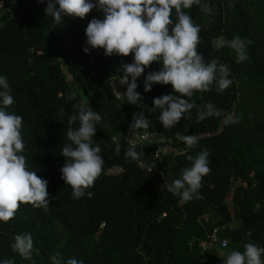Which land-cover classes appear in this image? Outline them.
<instances>
[{"label": "trees", "instance_id": "16d2710c", "mask_svg": "<svg viewBox=\"0 0 264 264\" xmlns=\"http://www.w3.org/2000/svg\"><path fill=\"white\" fill-rule=\"evenodd\" d=\"M202 3L211 11L203 12L197 5L185 10L200 27L197 51L206 62L215 59L228 65L232 84L222 92L216 91L215 84L211 91L196 92L189 98L197 105L191 116L186 113L177 125L164 129L153 99L172 93V87L156 84L148 92L143 87L148 72L158 71L161 64L154 62L138 78L136 91L142 99L133 105L123 94L127 85H120V65L131 63L132 54L106 57L103 49L84 53L85 28L92 18L102 19V12L93 9L84 19L66 16L57 25L45 15L47 0H0V75L7 78L14 97L7 111L23 117L26 147L22 154L28 170L48 181L50 200L46 208L22 204L14 219L0 222V264L5 259L14 264H53L57 253L61 264L73 257L82 264H223L227 254L219 259L200 247L214 231L227 240L229 253L243 252L246 243L264 247V156L258 153L257 134L227 119L229 115L237 118V80L264 93V0ZM172 19L176 20L174 10ZM236 36L252 41L246 49L249 59L242 63H236L226 46H216L221 38ZM113 82L120 85V98L111 90ZM205 103L223 115L198 122L199 106ZM88 106L102 117L93 143L101 148L104 167L88 189L93 197L85 194L74 199L71 187L60 178L64 163L60 151L69 142L67 129L79 126L78 121L69 125V118ZM137 112L144 113L148 127L136 130L160 134L184 149L180 155L163 158L170 184L190 166L187 156L208 150L210 173L202 179L199 199L182 203L178 195L154 190L137 163L149 164L157 144L136 147L140 155L135 161L126 158L128 149L121 134ZM177 133L196 135L197 144L187 148ZM112 169L119 173L110 175ZM162 214L165 218H160ZM204 214L207 222L202 220ZM52 223L66 235L63 245ZM27 233L33 239L30 260L10 247L16 235ZM84 239L94 244L91 255Z\"/></svg>", "mask_w": 264, "mask_h": 264}, {"label": "clouds", "instance_id": "9594fccd", "mask_svg": "<svg viewBox=\"0 0 264 264\" xmlns=\"http://www.w3.org/2000/svg\"><path fill=\"white\" fill-rule=\"evenodd\" d=\"M194 5L199 6L203 12L211 11L202 0H47L44 12L46 16L53 17L57 25L63 23L66 16L84 19L93 9L102 12V19L92 18L85 28L86 46L83 51L88 54L90 49H103L106 57H127L132 54L131 63L120 65V85H127L123 94L129 104L135 105L142 99L136 89L137 80L145 69L150 68L154 62L161 64L158 71L148 72L143 87L148 92L156 84L171 85L172 93L153 99V108L160 110L159 120L163 128L170 129L186 113L191 116V110L197 105L190 103L189 98L196 92L211 91L213 84L217 92H222L232 84L228 65L215 59L206 62L197 51L200 27L194 24L185 11ZM173 10L175 21L172 19ZM251 43V40L236 36L231 40L221 38L216 46L234 50L236 63H242L249 59L246 49ZM0 89H3L0 91V222L7 223L15 218L22 204L46 208L50 200L48 181L27 168L26 157L22 154L26 147L21 132L23 117L7 111L13 105L14 97L8 91L7 78L2 75ZM221 115L223 113L220 109L205 103L199 106L196 119L200 122ZM101 119L99 112L88 106L68 120L69 125L78 121L79 126L67 129L69 142L60 151L64 157L60 178L71 187L74 199H80L85 194L91 199L93 193L88 189L94 187L103 172L101 148L93 143L96 126ZM227 119L231 123L239 122L232 115ZM130 127H148V119L143 112L133 113ZM176 138L189 149L197 144L196 135L177 133ZM135 146H131L125 154L132 161L140 155ZM116 150L118 152L119 148ZM208 157L206 148L195 156H187L190 166L182 169L180 178L173 180L167 186V191L178 195L182 203L199 199L202 179L210 173ZM10 247L24 260H30L33 250L31 234L16 235ZM243 248V252L233 250L227 254L223 264H264V247L246 243ZM59 257V253L52 257L53 264H61ZM2 264H14V261L5 259ZM66 264H82V261L73 257Z\"/></svg>", "mask_w": 264, "mask_h": 264}, {"label": "built area", "instance_id": "2783aa9c", "mask_svg": "<svg viewBox=\"0 0 264 264\" xmlns=\"http://www.w3.org/2000/svg\"><path fill=\"white\" fill-rule=\"evenodd\" d=\"M112 84L110 85V87ZM111 90L115 97L120 98L121 94L115 93L111 87ZM120 137H113L112 141L116 142ZM121 138L126 143L127 149L131 146L136 145V147L142 144H157V148L154 150L150 157L149 164H143L141 162L137 163V166L143 170L146 177L148 178L150 184L156 192H168L167 186L170 184L168 178L164 172L163 158L167 155L177 156L184 153V149L176 147L173 142L164 136L154 133V132H143L136 129H131V127L126 128L122 134ZM118 171L117 169H112ZM151 170V171H150ZM150 171V172H149ZM165 214H162L160 218H165ZM202 220L207 222L208 215L204 214ZM200 247L203 251L209 250H219L225 252L228 248V242L225 239H220L216 232L208 235L206 240L200 243Z\"/></svg>", "mask_w": 264, "mask_h": 264}, {"label": "rangeland", "instance_id": "374dc122", "mask_svg": "<svg viewBox=\"0 0 264 264\" xmlns=\"http://www.w3.org/2000/svg\"><path fill=\"white\" fill-rule=\"evenodd\" d=\"M218 43L219 41L217 44ZM226 50L230 56L235 55L234 50L229 47H227ZM111 87L115 93L122 95L119 83L113 82ZM237 89L238 93L234 114L242 127L248 128L257 134L258 141L256 146L259 149L258 153L264 156V93L261 89L240 82L239 80H237ZM108 173L110 175H116L119 171L110 170ZM238 185H240V183H238ZM51 229L57 237L59 244L63 245L67 241V237L61 227L56 223H52ZM83 243L87 254L91 255L95 249L94 244L89 242L88 239H84ZM224 253L225 255L229 254V251L226 250Z\"/></svg>", "mask_w": 264, "mask_h": 264}, {"label": "crops", "instance_id": "0c3cea01", "mask_svg": "<svg viewBox=\"0 0 264 264\" xmlns=\"http://www.w3.org/2000/svg\"><path fill=\"white\" fill-rule=\"evenodd\" d=\"M213 254L219 259H223L225 257V253L219 250H214Z\"/></svg>", "mask_w": 264, "mask_h": 264}, {"label": "water", "instance_id": "95a60500", "mask_svg": "<svg viewBox=\"0 0 264 264\" xmlns=\"http://www.w3.org/2000/svg\"><path fill=\"white\" fill-rule=\"evenodd\" d=\"M234 187V181L232 182V188Z\"/></svg>", "mask_w": 264, "mask_h": 264}]
</instances>
